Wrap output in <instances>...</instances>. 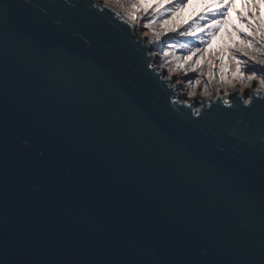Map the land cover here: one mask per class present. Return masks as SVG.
<instances>
[{
	"label": "snow or ice",
	"instance_id": "1",
	"mask_svg": "<svg viewBox=\"0 0 264 264\" xmlns=\"http://www.w3.org/2000/svg\"><path fill=\"white\" fill-rule=\"evenodd\" d=\"M242 2L257 8L264 4V0ZM126 3L132 5L129 15L133 19L137 12L151 13L153 19L165 14L168 18L160 24L163 37L178 35L190 41L177 48L187 55L174 54L176 46L169 42L162 49L163 63L158 69L151 49L163 43L162 33L154 30L149 39V32L141 35L109 7ZM193 3L206 5L198 16L205 20L203 25L191 18L181 19ZM235 3L103 0V7H92L120 21L135 46L148 40L142 48L147 72L172 93L177 87L187 88L178 99L186 95L193 103L185 100L184 107L190 109L196 102L201 87L197 74L202 75L207 63L208 81L216 79L214 69L218 67L220 84L234 88L239 83V99L251 108L256 102L264 103V26L258 30L250 21L247 28L232 24L225 29L219 47L211 46L221 26L231 23L227 9ZM18 8L17 0H0V46L5 55L0 264H264V146L257 177L248 161L200 158L198 146L185 147L172 141L163 126L155 127L152 139L195 177L193 185L177 182L174 169L159 175L130 168L118 152L109 151L107 145L83 132L75 114L67 120L61 118L56 125L61 130L53 134L49 130L52 118L41 121L34 109L42 92L56 79L55 74L43 79L41 73L59 56L46 49L37 22L17 13ZM240 18L247 19L243 14ZM256 23L259 25L258 19ZM142 26L148 29L150 20ZM178 72L184 73L183 82L177 80ZM203 94L209 95L208 84L203 85ZM237 95L232 92L229 100L221 97L216 103L231 108ZM212 106L210 102L205 107L210 111ZM194 115L201 118L204 112L198 110ZM261 119L264 121V112ZM169 143L174 146L169 148Z\"/></svg>",
	"mask_w": 264,
	"mask_h": 264
},
{
	"label": "water",
	"instance_id": "2",
	"mask_svg": "<svg viewBox=\"0 0 264 264\" xmlns=\"http://www.w3.org/2000/svg\"><path fill=\"white\" fill-rule=\"evenodd\" d=\"M17 2V13L37 22L46 49L59 56L41 73L43 79L49 74H55L56 79L42 92L34 109L41 121L52 118L49 130L53 134L61 130L56 126L61 118L67 120L75 114L83 132L107 145L109 151L118 152L128 160L130 168L139 167L159 175H168L174 169L177 182L195 185V177L181 169L174 157L152 139L153 129L163 126L172 141L185 147L198 146L200 158L212 157L213 162L245 160L257 170L258 177L264 146V103L256 102L246 108L239 99L240 92L234 89L230 93L238 95L231 108L216 103L221 96L186 108L185 100L178 99L177 90L172 93L160 87L147 72L142 48L148 42L144 40L143 45L135 46L120 21L95 11L92 5L103 7L101 0ZM113 10L136 29L118 10ZM7 62L12 63L11 53ZM152 62L159 69L157 58ZM4 64V50L0 46V120L5 103ZM172 100L177 102L173 104ZM210 102L213 106L209 111L205 106ZM198 110L204 112L201 118L194 115ZM173 146L168 144L169 148ZM2 187L0 172V195ZM258 219L257 212V226Z\"/></svg>",
	"mask_w": 264,
	"mask_h": 264
},
{
	"label": "rangeland",
	"instance_id": "3",
	"mask_svg": "<svg viewBox=\"0 0 264 264\" xmlns=\"http://www.w3.org/2000/svg\"><path fill=\"white\" fill-rule=\"evenodd\" d=\"M200 5L201 6H206L203 3H193L191 5H188L187 8L184 11L186 16H191V14H189V12H190L189 8L190 7H192L193 9H196ZM126 7H129V8L132 7L131 3H127ZM227 12H228V20H230L231 23L221 26V29L219 30V32L217 34V37L212 41V45L211 46L213 48L219 47V45L222 43V37L224 36L225 29H231L232 28V24H235L238 27L247 28V22L248 21L246 22L245 20H241L240 14H243L248 20L249 19L252 20L255 23V26L257 27L258 30H259L260 26H264V4H260L258 6V8H257V7L252 6L251 4L243 3L242 0H236V3L233 4L231 7H229L227 9ZM257 12H258V17L256 16ZM157 18H154V19L153 18H149L148 19V20H150V27L148 29L144 28V30H146V32L154 31L155 28L152 27L153 23H151V22L152 21H157ZM257 19L259 20V25H257V23H256ZM197 22L205 23V20L199 19ZM142 25H143V23H142ZM232 30L234 31V29H232ZM248 31H251V29H248ZM176 36H178V35L172 36L171 39H168L167 44L169 42H171V43H173L176 46V47H174L172 49L174 54H176V55H187V51H182V52L177 51V48L179 47V45L184 43V41L182 39H178ZM168 38H170V37H168ZM238 38L241 39V40L247 39L246 36H240ZM166 46L167 45L163 46V48H165ZM192 46L195 47V46H198V45L193 44ZM161 54H162V52H161ZM159 61H161L163 63L162 57L159 59ZM165 66H167V65H165ZM217 69H218V67H217ZM201 71H202V75L206 76V74L208 72L207 63H205V65H204V67H203V69ZM197 75L201 76L200 73H198ZM226 75H227L228 79L230 80L231 78H229V76L231 75V73L228 72ZM219 76H220V74H219Z\"/></svg>",
	"mask_w": 264,
	"mask_h": 264
},
{
	"label": "bare ground",
	"instance_id": "4",
	"mask_svg": "<svg viewBox=\"0 0 264 264\" xmlns=\"http://www.w3.org/2000/svg\"><path fill=\"white\" fill-rule=\"evenodd\" d=\"M101 1L103 3V0H101ZM110 7L118 10L130 22L131 21L135 22L134 19L132 18V16L129 15V12L132 11V7L127 8L124 6L120 7V6H116V5H110ZM149 39H152V37L150 35H149ZM146 41L148 42V40H146ZM152 52L156 55L157 64L159 66L162 63L161 61H159V59L162 57L161 46L153 47ZM175 75L177 77V80H179L180 82H183V79H184L183 72L176 73ZM192 78L195 79L196 77L193 76ZM200 78H201V87L197 89V95H196V103L198 105L201 102L209 101L210 98L217 99L219 96L223 97L224 100H229L230 99L229 98L230 92L234 89H238V91L240 92L241 85L239 83H236L234 88L231 86V84H229L228 87H224L223 85L220 84V79H219L218 75L216 76V79L211 81V82H209L208 79L206 78V76H204V75H201ZM175 82L176 81H174V83ZM204 84H208L209 95H207V96L203 94V85ZM176 90L178 91V96H179L182 92H186L188 89L185 88V89L181 90V89H179V87H177ZM181 100H187L188 102H191V100L186 95H184L183 99H181Z\"/></svg>",
	"mask_w": 264,
	"mask_h": 264
},
{
	"label": "trees",
	"instance_id": "5",
	"mask_svg": "<svg viewBox=\"0 0 264 264\" xmlns=\"http://www.w3.org/2000/svg\"><path fill=\"white\" fill-rule=\"evenodd\" d=\"M182 17H184V12L182 13ZM168 18L165 14H161V16L157 19V23H161L163 19ZM193 45V44H192Z\"/></svg>",
	"mask_w": 264,
	"mask_h": 264
},
{
	"label": "built area",
	"instance_id": "6",
	"mask_svg": "<svg viewBox=\"0 0 264 264\" xmlns=\"http://www.w3.org/2000/svg\"><path fill=\"white\" fill-rule=\"evenodd\" d=\"M214 74H215V76H219V70L216 68V69H214ZM229 78H231V75L229 76ZM231 80V79H230Z\"/></svg>",
	"mask_w": 264,
	"mask_h": 264
}]
</instances>
